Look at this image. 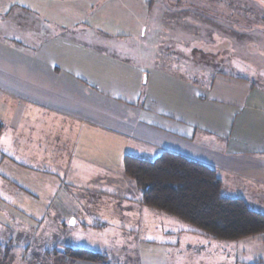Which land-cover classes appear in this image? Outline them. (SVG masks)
<instances>
[{"label":"crops","instance_id":"crops-1","mask_svg":"<svg viewBox=\"0 0 264 264\" xmlns=\"http://www.w3.org/2000/svg\"><path fill=\"white\" fill-rule=\"evenodd\" d=\"M188 1V6L200 3ZM229 1L233 0L224 3L230 5ZM246 1L260 7L261 13L243 9L240 13L247 20L263 22L264 0ZM143 2L0 0V164L55 178L62 174L59 188L46 192L51 198L47 212L60 214L61 225H55L64 230L71 247L106 253L109 258L101 263L72 260L56 251L55 264H114L118 257L127 264H167L170 256L172 264H185L184 255L174 252L184 244L182 239L187 237L184 252L186 246L212 243L200 231L180 228L172 216L142 204L134 182L123 173L125 155L147 160L163 151L178 154L213 169L222 196L240 198L249 206L260 195L264 204V85L217 73L202 88L195 78L179 71L114 55L126 51L122 41L140 43L149 26L145 21L149 23L158 10L164 29L168 21L181 19L185 10L179 7L183 0H161L152 15L153 3L147 9ZM230 13L232 18L237 14ZM258 27L263 31L264 26ZM169 33L158 31L157 40L166 42ZM172 35L177 41V31ZM43 148L49 152L42 153ZM41 164L47 167H35ZM7 171L8 166L0 175L2 189L25 190ZM96 181L112 182L122 191L107 183L98 188L99 184L92 185ZM90 188L98 190L94 193ZM254 210L264 213V207ZM70 217L74 223L68 226ZM151 219L156 226L147 224ZM110 223L117 224L119 231ZM105 229L115 231L108 234L112 235L108 244L102 238ZM156 233L159 240L153 239ZM121 240L133 245L131 250L112 252L108 246ZM246 241L264 244V234L234 243L247 246ZM140 242L166 248L158 255L142 254ZM229 244L218 248L222 256H227ZM258 260L264 258L253 262ZM236 264L249 263L236 260Z\"/></svg>","mask_w":264,"mask_h":264},{"label":"rangeland","instance_id":"rangeland-1","mask_svg":"<svg viewBox=\"0 0 264 264\" xmlns=\"http://www.w3.org/2000/svg\"><path fill=\"white\" fill-rule=\"evenodd\" d=\"M196 1H200V3L188 6L186 4L189 1L183 0V4L179 6L185 9L182 11V14H180L181 19L178 21H168L169 23L165 24L166 28L164 29L159 19V10L157 11L158 15L154 14L156 10L160 8L159 3L161 0H146L147 9L150 7V2L153 3L152 15L154 14L156 18L153 16V19L149 23L148 19L145 21V26L148 24L149 26L140 43L136 41H122L120 46L126 51L120 53L114 51L113 54L116 55L117 53L122 57H132L137 62L165 66L168 67L169 70L179 71L185 76H189L190 79L195 78L193 80H197L202 88L205 87L208 82L210 83L217 73L238 75L249 80V82L264 85V29L261 31L260 27H258L264 26V21L262 22L261 19H256V13L253 14V17L256 19L255 21L247 20V18L240 13L242 9L244 11L250 10L261 13L260 7L246 0H233L232 3L229 1L228 3L230 5L225 4L224 0L221 2H218V0ZM140 6L138 5L137 8L139 14L142 16ZM228 6H230V10ZM147 9L145 6L144 15H147ZM231 10L235 11V13L237 12V14H233L234 18H232V14L230 13ZM135 13H138L137 10H135ZM192 17L195 18L193 19ZM130 23L132 24V21ZM130 27L131 31L134 30L138 32V28L135 26ZM119 30L124 32V28ZM175 30L179 34L177 41H175L177 38L172 35V32H176ZM142 31L143 27L141 28V34ZM158 31L170 32L169 35L164 38L166 42L157 40L159 39ZM127 32H129V30ZM198 41L201 42L200 47ZM209 46H211V48ZM208 47L211 50L208 49ZM108 51L112 52L110 49H108ZM4 138H6V136H4ZM47 149L48 148H43L42 153L44 150L48 153L49 150ZM44 154L46 155V153ZM154 158L155 157L150 156L147 160L153 161ZM10 165L11 164L6 162L0 164V175L3 174L5 167L8 166L7 173L10 171L13 181L24 187L25 190L22 189L19 192L9 193L3 190L2 183L0 184V264H22L23 257L33 264H55L57 263V260H54L56 251L63 257L72 259L65 253V248L71 246L65 239L64 230H59L57 227V225H61V222H58L61 220L60 214L56 213V211L47 212V203L50 202L51 198H48L46 192H49L56 186L57 189L59 188L58 180L59 178L62 180V177H60L62 174H56V179L51 175L49 176L27 168L20 170L16 169L14 171ZM35 167L43 169L47 166L41 164ZM99 183L100 182L97 181L92 182V185ZM104 183H107L108 187H110L109 184L113 186L112 182H102L97 187H105ZM6 187L9 189L10 185L7 184ZM113 188L118 189L119 193L122 191L120 187L113 186ZM88 190L96 191L98 189L90 188ZM256 197L257 201L253 198L255 203L249 204V207L251 209L253 208V210H262L264 207V204L262 205V197L260 195ZM102 198L105 200L106 197ZM102 204L104 203L102 202ZM52 209H54V206ZM55 209H57L56 205ZM43 219H46L44 223L42 221ZM71 220H73L72 217L67 219L66 225H73ZM176 220H174L175 224ZM48 222H50V225H47ZM78 223L79 221H77L76 225ZM147 224L152 227L156 226V223H153L152 219L148 221ZM118 225L121 226V224ZM148 225L147 230H145L147 233L150 231ZM114 226L117 228V224H109L110 228ZM157 226L160 229L163 228L160 224ZM179 227L185 229L190 228L188 224L181 223V221H179ZM175 229H177V226H175ZM117 230L119 231V227ZM59 231H62V234H60ZM110 232L113 233L115 231L105 229L104 236L102 237L103 239L105 238L104 241H107V244L112 241V235L108 236ZM186 238L187 237L182 239L184 244L180 245L179 251H174L179 256L184 255L185 264H236V260L245 263H253L256 257L264 258V244H258V242L255 244H248L246 241L247 246L245 243H240L238 244L239 247H237L234 243L236 241H217L210 239V237L208 238V236L207 239L212 242L210 246L202 244L201 242L200 246L196 245L193 248L186 246L185 248L188 250L184 252L183 246L186 244ZM198 238L199 236L196 235L195 241L198 240ZM153 239L159 240L160 233H156ZM168 241L174 244L175 240L168 239ZM226 242H232L233 245ZM198 243L199 240L195 242V244ZM226 244H229V252L226 253L228 257L222 256L220 254L221 252L218 251L220 245L224 247ZM101 245L105 246L103 243H101ZM138 245L139 252L142 254L148 253L158 255L162 251H165L166 248L163 245H150L144 242H140ZM108 247H110L112 252L120 250V252L127 253L131 250L133 245L124 244V240H121L119 245L113 242ZM242 248L243 252L241 253ZM105 254H103L104 261L107 262L109 258L106 257ZM173 262L174 258L172 256L168 257L167 264H172ZM118 263L127 264V261L124 262V259L118 257L115 259L114 264Z\"/></svg>","mask_w":264,"mask_h":264},{"label":"trees","instance_id":"trees-1","mask_svg":"<svg viewBox=\"0 0 264 264\" xmlns=\"http://www.w3.org/2000/svg\"><path fill=\"white\" fill-rule=\"evenodd\" d=\"M123 173L134 182L144 206L170 215L212 239L239 241L264 234V213L251 209L240 198L222 196L215 171L204 164L167 151L153 161L125 155ZM65 250L72 259L105 260L103 254L88 249Z\"/></svg>","mask_w":264,"mask_h":264},{"label":"built area","instance_id":"built-area-1","mask_svg":"<svg viewBox=\"0 0 264 264\" xmlns=\"http://www.w3.org/2000/svg\"><path fill=\"white\" fill-rule=\"evenodd\" d=\"M22 261V264H33L31 261L26 260L25 257L22 258Z\"/></svg>","mask_w":264,"mask_h":264},{"label":"water","instance_id":"water-1","mask_svg":"<svg viewBox=\"0 0 264 264\" xmlns=\"http://www.w3.org/2000/svg\"><path fill=\"white\" fill-rule=\"evenodd\" d=\"M73 222V220H71V223Z\"/></svg>","mask_w":264,"mask_h":264},{"label":"snow or ice","instance_id":"snow-or-ice-1","mask_svg":"<svg viewBox=\"0 0 264 264\" xmlns=\"http://www.w3.org/2000/svg\"><path fill=\"white\" fill-rule=\"evenodd\" d=\"M72 223H74V221Z\"/></svg>","mask_w":264,"mask_h":264}]
</instances>
